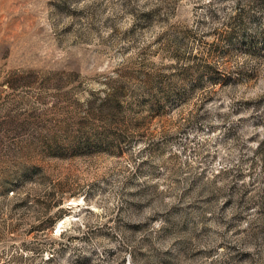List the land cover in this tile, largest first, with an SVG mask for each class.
I'll use <instances>...</instances> for the list:
<instances>
[{
    "label": "rangeland",
    "instance_id": "374dc122",
    "mask_svg": "<svg viewBox=\"0 0 264 264\" xmlns=\"http://www.w3.org/2000/svg\"><path fill=\"white\" fill-rule=\"evenodd\" d=\"M0 264H264V0H0Z\"/></svg>",
    "mask_w": 264,
    "mask_h": 264
}]
</instances>
